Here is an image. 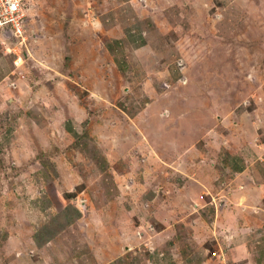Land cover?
<instances>
[{"label":"rangeland","instance_id":"1","mask_svg":"<svg viewBox=\"0 0 264 264\" xmlns=\"http://www.w3.org/2000/svg\"><path fill=\"white\" fill-rule=\"evenodd\" d=\"M22 8V38L0 29V264H264L244 187L264 182V0Z\"/></svg>","mask_w":264,"mask_h":264},{"label":"built area","instance_id":"2","mask_svg":"<svg viewBox=\"0 0 264 264\" xmlns=\"http://www.w3.org/2000/svg\"><path fill=\"white\" fill-rule=\"evenodd\" d=\"M24 21L22 0H0V29H10L14 36L22 38ZM211 256L222 257L220 253L215 251L211 253Z\"/></svg>","mask_w":264,"mask_h":264},{"label":"crops","instance_id":"3","mask_svg":"<svg viewBox=\"0 0 264 264\" xmlns=\"http://www.w3.org/2000/svg\"><path fill=\"white\" fill-rule=\"evenodd\" d=\"M249 173H251V175L253 174V172H251V168H250V172ZM242 186V185H241ZM240 186V187H241ZM244 187H246V190H250V189H255V190H257L258 192H260V194H261V197L262 198H264V182L263 183H261L260 184V186H258V185H255V186H253V185H250V186H244ZM246 194H249V192H246ZM260 194H259V196H260Z\"/></svg>","mask_w":264,"mask_h":264},{"label":"trees","instance_id":"4","mask_svg":"<svg viewBox=\"0 0 264 264\" xmlns=\"http://www.w3.org/2000/svg\"><path fill=\"white\" fill-rule=\"evenodd\" d=\"M78 216H79V213H76V214L71 215V216L68 218V221H66V222H67L66 224H69V223L75 221V220L78 218Z\"/></svg>","mask_w":264,"mask_h":264}]
</instances>
